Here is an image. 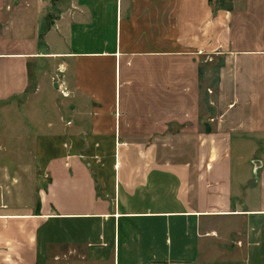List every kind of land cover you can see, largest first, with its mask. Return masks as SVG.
Wrapping results in <instances>:
<instances>
[{"label":"crops","instance_id":"crops-1","mask_svg":"<svg viewBox=\"0 0 264 264\" xmlns=\"http://www.w3.org/2000/svg\"><path fill=\"white\" fill-rule=\"evenodd\" d=\"M33 67L114 162H0V264H264V0H0V107Z\"/></svg>","mask_w":264,"mask_h":264},{"label":"rangeland","instance_id":"rangeland-1","mask_svg":"<svg viewBox=\"0 0 264 264\" xmlns=\"http://www.w3.org/2000/svg\"><path fill=\"white\" fill-rule=\"evenodd\" d=\"M220 3L223 5L224 0H220ZM64 76L65 73L62 77L59 76V79L58 75L47 79L44 88L40 90L36 84L33 67L31 82L25 93L0 107V162L34 166L37 189L44 184L42 165L57 156L60 147L69 154L78 151L76 155H79L84 152L80 154L83 161L99 168L100 172H104V164L114 162L110 140L102 137L104 133L93 142L90 137L93 130L89 117L93 108L95 114L103 120V117L107 119L109 116V107L103 103L93 104L90 98L73 92L66 82H60V79L66 80ZM260 141L259 153L255 158L264 157V139ZM91 150L95 153L86 152ZM257 178L254 177L250 184L255 186Z\"/></svg>","mask_w":264,"mask_h":264},{"label":"water","instance_id":"water-1","mask_svg":"<svg viewBox=\"0 0 264 264\" xmlns=\"http://www.w3.org/2000/svg\"><path fill=\"white\" fill-rule=\"evenodd\" d=\"M255 165L257 166V168H260V167H261V165H260L259 162H255ZM256 170H257V169H256Z\"/></svg>","mask_w":264,"mask_h":264}]
</instances>
